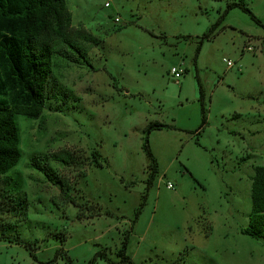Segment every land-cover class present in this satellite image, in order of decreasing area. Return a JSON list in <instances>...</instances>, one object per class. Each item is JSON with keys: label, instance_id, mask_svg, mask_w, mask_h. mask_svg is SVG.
I'll return each mask as SVG.
<instances>
[{"label": "rangeland", "instance_id": "obj_1", "mask_svg": "<svg viewBox=\"0 0 264 264\" xmlns=\"http://www.w3.org/2000/svg\"><path fill=\"white\" fill-rule=\"evenodd\" d=\"M232 1H66L72 24L101 42L86 59L54 55L60 93L40 117L16 116L22 156L3 177L0 227L30 246L0 242V264H89L97 251L109 259L95 264H122L129 231L136 264H264V241L243 233L264 165V29L235 7L196 60ZM245 1L264 23V0ZM147 137L159 173L137 217ZM62 150L76 162L52 158Z\"/></svg>", "mask_w": 264, "mask_h": 264}, {"label": "trees", "instance_id": "obj_2", "mask_svg": "<svg viewBox=\"0 0 264 264\" xmlns=\"http://www.w3.org/2000/svg\"><path fill=\"white\" fill-rule=\"evenodd\" d=\"M67 0H0V214L8 205L9 193L5 188L3 177L20 161L19 126L17 115L32 118L40 117L48 100L58 95L61 85L53 72V56L62 55L73 61L86 59L90 51L97 47L101 40L85 27L72 24L71 12ZM239 7L250 14L252 19L264 29V23L251 10L245 0L232 1L220 15L219 19L206 31L196 49V60L199 56L203 41L212 38L228 12ZM202 105L203 121L206 124L205 89L197 75ZM166 126L156 124L157 128ZM151 126L148 127V131ZM143 148L149 159V176L146 182V192L137 209L136 216L142 212L146 204L148 191L159 173L158 161L151 149L149 138L145 139ZM100 153L96 152L94 160L98 161ZM56 161L69 164L78 159L73 152L62 150L52 154ZM45 173L48 171L45 168ZM66 197L69 196L68 184L60 181ZM252 213L249 225L243 229L244 234L251 235L264 241V165L255 166L252 177ZM130 231L127 232L117 253L120 263L136 264L128 254ZM23 244L27 247L30 242L20 235L10 231V226L0 227V242ZM36 259V255L32 254ZM67 260L72 263L70 256ZM58 258V252L52 261ZM109 258L97 251L89 262L95 264L97 259Z\"/></svg>", "mask_w": 264, "mask_h": 264}, {"label": "built area", "instance_id": "obj_3", "mask_svg": "<svg viewBox=\"0 0 264 264\" xmlns=\"http://www.w3.org/2000/svg\"><path fill=\"white\" fill-rule=\"evenodd\" d=\"M105 6H107V7L110 6V3H109V2H106ZM116 20L118 21V20H120V18L117 17ZM225 61L227 62V64H228L229 67L234 66V62H233V61H231V60H229V59H225ZM171 73H172V75H173L177 80H179V78L182 76V74L184 73V71H183V70H179V69H177L176 67H173L172 70H171ZM167 187H168V188H174V184H172V183H168V184H167Z\"/></svg>", "mask_w": 264, "mask_h": 264}]
</instances>
